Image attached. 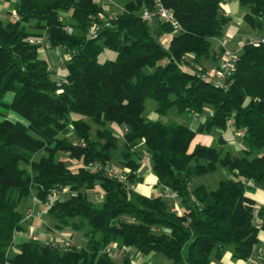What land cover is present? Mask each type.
<instances>
[{
	"label": "trees",
	"instance_id": "obj_1",
	"mask_svg": "<svg viewBox=\"0 0 264 264\" xmlns=\"http://www.w3.org/2000/svg\"><path fill=\"white\" fill-rule=\"evenodd\" d=\"M1 1L8 4L9 18H0V108L25 122L0 119V264H117L105 251L115 241L172 264H211L213 252L221 255L230 246L235 258L249 260L264 231V206L247 195L249 182L264 185V44H244L226 87L202 78L186 60L190 53L196 62L212 55L213 39L231 21L222 8L225 0H161L180 22L179 32L168 22L151 28L142 12L155 0H128L115 15L94 0ZM238 2L244 20L262 29L264 0ZM95 21L110 26L89 38ZM166 34L172 36L164 43ZM40 38L71 51L63 78H55L39 57L34 40ZM105 49L115 57L101 61ZM9 92L12 101L5 99ZM149 99L160 114H200L205 106L214 113L194 131L175 121L149 120ZM232 116L234 129L245 130L240 155L226 147L223 136L218 146L191 148L198 132L227 131ZM109 122L128 127L119 161L129 169L126 181L104 168L91 173L85 167L91 161L111 165L119 136ZM71 128L78 142L66 136ZM60 153L84 166L72 170ZM146 153L158 183L177 192L181 213L163 194L150 197L128 188L142 180L138 171ZM220 169L229 175L216 187L194 184ZM97 182L105 193L100 205L87 194ZM67 187L68 198L51 202L55 189ZM31 197L49 203L46 212L56 227L84 230V245L31 238L12 252L15 233L24 229L21 205ZM123 258L131 264L128 255Z\"/></svg>",
	"mask_w": 264,
	"mask_h": 264
},
{
	"label": "crops",
	"instance_id": "obj_2",
	"mask_svg": "<svg viewBox=\"0 0 264 264\" xmlns=\"http://www.w3.org/2000/svg\"><path fill=\"white\" fill-rule=\"evenodd\" d=\"M94 1L98 5L103 7L105 14L115 15L124 10L125 4L128 0H94ZM1 6L2 5H0V7ZM222 8L224 13L232 18L229 0H225V2L222 5ZM244 14H245V8H243V12H242L243 18H244ZM64 15L66 16L67 13H64ZM158 23H159L158 19L156 18L151 19L150 20L151 28L156 29ZM243 27L247 31L246 32V34L248 35L247 39H249V37L251 36H259L264 34V27L262 29L253 28L246 21ZM240 32L242 31L239 30L238 32L234 33L235 37L229 34L230 37L227 39L224 38L223 35L219 37H215L213 41L216 40V45L214 46L213 43V52L209 58L206 59L204 58L196 62L195 54L193 53L188 54L186 56V60L189 62L188 65L205 69L208 72H212L214 68L220 63V61L227 56V53L229 51H234L239 54L241 53L242 48L247 41L238 47H235L233 43L235 41V38H237L238 33ZM171 36L172 34L164 35L162 41L164 43L169 41ZM106 54L107 55L105 57V60L113 59L116 55V53L110 49L108 52H106ZM39 57L48 62L49 67L53 71V75L55 78H63L67 74L66 66H67V62L71 59V57L69 56L68 52L65 49L40 48ZM13 98H14V93L9 92L7 94V101H12ZM146 107L147 108L145 111V115L149 120L159 121L164 124H167L171 121H175L177 123L187 125L194 131H197L199 126L206 121L208 112L211 110L209 106H205L203 112L200 114L198 113L180 114L175 109L170 110L167 114H160L156 110L157 107L156 102H153V104H151L149 107L146 102ZM4 115L13 121L25 122V120L19 114L10 110L0 108V119H2ZM73 117L80 118L81 115L73 114ZM107 127L119 136L118 146L113 152L112 155L113 158L110 164L122 168V166L119 164V161L121 159L122 151L124 149V144H125L124 141L125 132L123 130V126L118 125L114 122H109L107 123ZM94 129L95 130L93 131L95 132L97 128L95 127ZM72 130L73 129L71 128L70 132ZM232 131H233V127H229L227 131L221 128H215V130L210 133L198 132L191 143V148H193L197 143H202L211 146H218L219 138L220 136H223L227 140L226 147H229L230 150L235 154L240 155L242 152L243 143L242 140H239V142L237 141V138H235L234 135L230 133ZM142 145L143 144H141V147H143ZM143 150H145V148ZM69 159L73 160L71 158ZM76 163H83V161L76 160ZM81 166H84V164L78 165V168ZM69 167L72 168L71 166ZM218 171H216L217 173H219L217 177L209 178L206 180H201L200 178H196L194 184L199 185L204 183L212 187H216L221 178L229 175V172L226 169H220ZM138 172H139L138 174L142 177V180L135 185L136 192L150 197L163 193L164 187L158 183V178L153 171L152 161L148 153L145 154L143 163ZM249 186L250 188L247 190V195L256 201L257 206H264V185L249 182ZM175 202L177 203L179 209L181 210L179 199L175 200ZM42 206L44 207V205ZM39 207L40 206H38L35 209L36 211L34 210L36 212V215H39V216H35V218H38L39 220L37 224L35 222L31 223V221L28 222L27 219H25L24 229L22 231H17L15 233L14 244H15L16 252L18 251V246L20 244L30 240L31 238L37 239L39 242L42 243H48L51 241L76 242L79 244V246H81V244H84L86 242V238L84 236V230H77L69 226H65L63 228L56 227L57 221L54 218H52L51 215H50L51 217L50 216L47 217L46 216L47 212L44 213L42 209H40ZM145 256L151 260L152 264H172L166 257L161 255L149 254ZM251 259L254 260L255 262L264 260L263 230H261L259 233V242L254 247V251H253V255L251 256ZM123 260L124 258L115 259V261H119V264H123ZM211 261H212L211 264H249L250 262V260L235 258L233 255L232 246L228 247L221 255H217L215 252H213L211 255Z\"/></svg>",
	"mask_w": 264,
	"mask_h": 264
},
{
	"label": "built area",
	"instance_id": "obj_3",
	"mask_svg": "<svg viewBox=\"0 0 264 264\" xmlns=\"http://www.w3.org/2000/svg\"><path fill=\"white\" fill-rule=\"evenodd\" d=\"M143 17L147 18V19H153L156 18L161 22H168L172 25L173 30L175 32H179L181 30V25L180 22L178 21V19L175 17L173 10L169 7H167L166 5L163 4V2L161 0H155L153 3V6L151 8H146L143 10L142 12ZM102 20L105 19L103 14H100L99 16ZM106 26H110V22H105V23H100L98 21L93 22L88 30L87 36L89 38H96L98 37L101 28L103 27V25ZM66 29L69 32L73 31V28L71 26H66ZM36 43H38L40 45V48H51L50 45V41L46 38H40V39H36L34 40ZM248 43L250 44H254V45H260V44H264V34L263 35H259V36H251L248 39ZM58 48H63L65 49V47L63 45H60ZM69 56L71 57V51H67ZM240 54L234 51H229L227 53V56L220 61V63L214 68V70L212 72H208L206 70H203L202 68H197L198 71H200V75L202 78H209L211 79L216 86H221V87H226L227 86V82L228 79H230L235 70H236V66H237V62L239 60ZM213 110H210L208 112V115H213ZM227 123L230 126H234L235 124V119L234 117H229L227 119ZM123 130L124 132L128 131V127L127 126H123ZM233 130L235 132L236 135L238 136H243L245 133L244 129H234ZM85 167L91 172V173H97L99 172L101 169L104 168V171L106 172L107 175L111 176V177H116L121 181H126L127 180V176L129 173V169L127 168H118L112 165H107L105 167H103L100 163L98 162H88ZM129 189H135V185H129L128 186ZM61 190H57L55 189L53 191L52 197H59L61 194ZM164 196L169 197L170 199H172L173 204H172V210L178 211L181 213V210L179 209L177 203L175 202V200L178 199V194L176 191H173L169 188H164L163 189V193ZM47 206L49 205V203L46 204ZM259 207V206H258ZM31 210H29L28 214L32 215V213L30 212ZM60 242V241H57ZM106 253L113 259L116 258H123L126 257L127 255L131 258V264H152L151 260L149 258H147L144 254H142L141 252H133L132 249L128 246L125 245H120L118 242H112L110 245H108L106 247ZM250 262L249 264H256L257 262H255L254 260H252L251 258L249 259Z\"/></svg>",
	"mask_w": 264,
	"mask_h": 264
},
{
	"label": "rangeland",
	"instance_id": "obj_4",
	"mask_svg": "<svg viewBox=\"0 0 264 264\" xmlns=\"http://www.w3.org/2000/svg\"><path fill=\"white\" fill-rule=\"evenodd\" d=\"M0 5H2L0 7V18H3L4 20H7L9 18V16L7 14V11H6L7 8H8L7 7L8 4H6V3H4V2H2L0 0ZM229 5H230V9H231L230 11H231V15H232V18H231L232 21H230L227 25H225L224 31H223V36L226 39L230 37L229 34L233 35V37H235L234 33L238 32L239 30L242 31V32L238 33L237 38H235V41L233 42L235 47H238L241 44H243L244 42H246V41L248 42V39H247L248 35L246 34L247 31L243 27L244 24H245V20H244L243 15H242L244 7L239 5L238 0H229ZM213 43H214V46H215L216 45V40H214ZM108 51H109V49H105L104 52L101 54V56H100V60L101 61L105 60V57L107 55L106 52H108ZM7 94H6V97H5L6 100H7ZM153 102H155V101L152 100V99L147 101L148 107L151 104H153ZM94 128H93V130H95ZM93 133H94V131H93ZM230 133H232L234 135V137L237 138L238 142H239V140H242L241 136L236 135L234 130L232 132H230ZM67 137L71 141H75V140H76L75 142L78 141V139H76L77 137H76V135H75L73 130L71 132L69 131V133L67 134ZM227 148H229V147H227ZM60 157L66 163H68L69 166L72 167L71 168L72 170H77L78 169V165H82L83 164V163H76V160H70L68 155L65 154V153H60ZM35 158H39V156H36ZM112 166H115V165H112ZM115 167L121 168L119 166H115ZM218 175H219V173L215 172V173H211L209 175L207 174V175H203V176H198L197 178H200L201 180H206V179H209V178L217 177ZM71 194L72 193H70L69 188L67 187V188L62 189L61 194H60V196L58 198L59 199H65V198H68ZM87 194L98 205H100L104 201V198H105V193L102 190V188L100 187L98 182L96 184V189H94L92 191H88ZM56 198L52 197L51 198V202H53L54 199H56ZM167 198L170 200L169 197H167ZM38 206H40L39 208L42 209V211L44 213L46 212L47 205H45L43 207L42 204L39 203V201L36 198H34V197H31V198L26 199V200L23 201V203L21 205V210L24 213L26 212L25 219H27L28 222L31 221V223L35 222L37 224V222L39 221L38 218H35V216H39V215H36V212H35L36 211L35 209ZM29 210H31L30 212L32 213V215L28 214ZM46 216L49 217L50 215L47 213ZM125 218H128V217H125ZM62 243H64V245H68V246H70V245H75L77 247L79 246V244L76 243V242H64V241H62ZM81 245H84V244H81ZM14 251H16L15 247L12 248V252H14ZM132 251L134 252V250H132ZM135 252H137V251H135ZM115 262L117 264H119V261H115Z\"/></svg>",
	"mask_w": 264,
	"mask_h": 264
}]
</instances>
